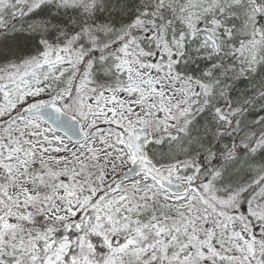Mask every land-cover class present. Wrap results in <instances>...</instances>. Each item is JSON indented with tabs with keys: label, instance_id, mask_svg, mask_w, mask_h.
Masks as SVG:
<instances>
[{
	"label": "snow or ice",
	"instance_id": "1",
	"mask_svg": "<svg viewBox=\"0 0 264 264\" xmlns=\"http://www.w3.org/2000/svg\"><path fill=\"white\" fill-rule=\"evenodd\" d=\"M0 264H264V0H0Z\"/></svg>",
	"mask_w": 264,
	"mask_h": 264
}]
</instances>
